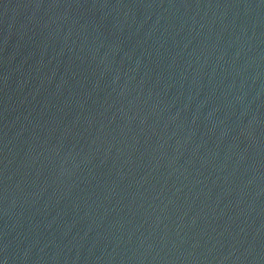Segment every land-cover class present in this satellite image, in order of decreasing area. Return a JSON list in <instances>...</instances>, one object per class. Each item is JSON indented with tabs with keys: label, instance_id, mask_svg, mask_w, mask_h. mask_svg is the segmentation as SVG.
Instances as JSON below:
<instances>
[{
	"label": "water",
	"instance_id": "water-1",
	"mask_svg": "<svg viewBox=\"0 0 264 264\" xmlns=\"http://www.w3.org/2000/svg\"><path fill=\"white\" fill-rule=\"evenodd\" d=\"M0 264H264V0H0Z\"/></svg>",
	"mask_w": 264,
	"mask_h": 264
}]
</instances>
